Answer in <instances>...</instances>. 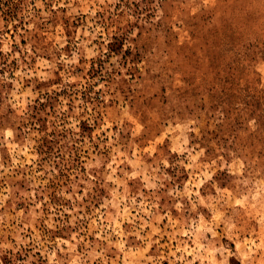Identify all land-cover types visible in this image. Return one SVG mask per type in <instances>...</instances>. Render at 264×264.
Returning a JSON list of instances; mask_svg holds the SVG:
<instances>
[{"label": "rangeland", "instance_id": "obj_1", "mask_svg": "<svg viewBox=\"0 0 264 264\" xmlns=\"http://www.w3.org/2000/svg\"><path fill=\"white\" fill-rule=\"evenodd\" d=\"M0 264H264V0H0Z\"/></svg>", "mask_w": 264, "mask_h": 264}]
</instances>
